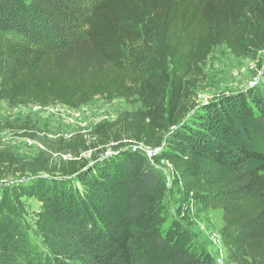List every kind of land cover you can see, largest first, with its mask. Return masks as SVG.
Instances as JSON below:
<instances>
[{"label":"trees","instance_id":"obj_1","mask_svg":"<svg viewBox=\"0 0 264 264\" xmlns=\"http://www.w3.org/2000/svg\"><path fill=\"white\" fill-rule=\"evenodd\" d=\"M219 45L236 58L264 51V0H0V101L76 110L95 97L138 100L143 109L93 134L159 149L155 164L222 211L225 264H264V91L192 100ZM117 151L94 167L69 161L61 179L28 189L41 204L36 229L21 220L18 192L0 200V264H213L180 226L161 228L162 173ZM37 160L32 175L48 171Z\"/></svg>","mask_w":264,"mask_h":264},{"label":"rangeland","instance_id":"obj_2","mask_svg":"<svg viewBox=\"0 0 264 264\" xmlns=\"http://www.w3.org/2000/svg\"><path fill=\"white\" fill-rule=\"evenodd\" d=\"M83 1L95 3V0ZM202 71L204 80L192 94L199 107L254 90L264 91V51L252 57L236 58L224 45H219L212 49ZM140 109L143 106L138 100L109 102L103 97H95L76 110L62 105L11 107L0 101V200L14 202L12 193L18 192L23 210V214L19 211L21 220L36 229V213L41 204L26 191L36 186L37 181L47 185L48 180L61 179L63 165L72 160L83 159L94 167L117 155L118 149L149 154V148L143 144L123 139V148L117 149V143L93 134L97 126L112 124L123 113ZM79 141H85L88 149H77ZM74 152L79 156L75 157ZM158 155L154 154L149 161L162 173L166 185L165 196L156 210L161 228L177 224L186 234L185 246L190 251L205 253L213 264L215 261L225 264L226 252L219 235L222 211L211 210L203 205L201 196L186 193L165 161L157 164L152 161ZM36 159L38 163L34 165L41 169L47 166L48 171L39 170L32 175L30 169ZM151 264H157L155 258Z\"/></svg>","mask_w":264,"mask_h":264},{"label":"built area","instance_id":"obj_3","mask_svg":"<svg viewBox=\"0 0 264 264\" xmlns=\"http://www.w3.org/2000/svg\"><path fill=\"white\" fill-rule=\"evenodd\" d=\"M141 151V150H140ZM159 152V150H157V149H155V150H149V154H147V155H145L146 154V152H144V151H141L140 153H142V154H144L148 159L149 158H151V156H153L154 154H156V153H158ZM167 163V162H166ZM168 164V163H167ZM169 165V164H168ZM214 264H222V263H220L219 261L218 262H214Z\"/></svg>","mask_w":264,"mask_h":264}]
</instances>
